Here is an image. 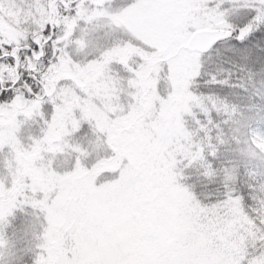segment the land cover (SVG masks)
Listing matches in <instances>:
<instances>
[{
  "label": "snow or ice",
  "instance_id": "obj_1",
  "mask_svg": "<svg viewBox=\"0 0 264 264\" xmlns=\"http://www.w3.org/2000/svg\"><path fill=\"white\" fill-rule=\"evenodd\" d=\"M0 17V264L26 209L27 264H264V0Z\"/></svg>",
  "mask_w": 264,
  "mask_h": 264
},
{
  "label": "rangeland",
  "instance_id": "obj_2",
  "mask_svg": "<svg viewBox=\"0 0 264 264\" xmlns=\"http://www.w3.org/2000/svg\"><path fill=\"white\" fill-rule=\"evenodd\" d=\"M21 13L19 9L5 8L3 10V17H7V20H11L13 23H19V17ZM3 17H0V34L5 35L8 39H15L16 29L11 23H8ZM182 102V101H181ZM3 157H0L2 160ZM34 222V218L31 215V209H26L24 212H19L16 218L12 221V226L8 228L7 234L15 242L16 247L13 251L16 252L18 259L16 264H27L29 261V255L27 254V247H30L35 243L33 238L32 229L29 227V223ZM63 223L62 218L58 217L57 224ZM49 250L50 257L55 262L60 255L61 245L63 243L62 233L55 232L49 238Z\"/></svg>",
  "mask_w": 264,
  "mask_h": 264
}]
</instances>
